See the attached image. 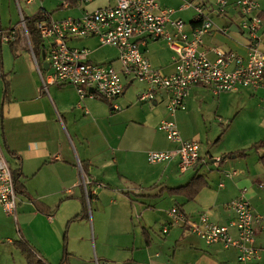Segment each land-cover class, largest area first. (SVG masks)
I'll return each mask as SVG.
<instances>
[{
  "label": "crops",
  "instance_id": "1",
  "mask_svg": "<svg viewBox=\"0 0 264 264\" xmlns=\"http://www.w3.org/2000/svg\"><path fill=\"white\" fill-rule=\"evenodd\" d=\"M65 1L58 3L61 10L56 13L54 9H40L43 18L61 19L67 15L60 18L55 15L70 11L80 16L86 10L111 3V0L89 3L68 0L69 6H65ZM207 1L215 7L217 0ZM164 2L160 0V6L173 8L172 17L184 20L190 31L195 11L182 8L184 0L174 6ZM234 2L228 0L226 15L212 12L216 26L229 29L227 33L214 29L204 36L201 49L212 60L216 58V47L240 54L247 52V35L241 29L242 16ZM259 3L263 16L259 35L264 48V0ZM187 10H192L189 20L183 15ZM10 28H0V144L14 172L22 174L26 188V195L19 193L17 236L47 264H239L236 248L208 244L188 226L170 225L168 211L179 206L197 220L201 212L209 210L214 222L229 225L235 216L226 205L244 193L253 212L264 215V167L259 160L264 148L250 149L247 156L220 161L224 155L264 138V113L258 125L255 122L244 128L245 134L240 138L244 145L215 149L207 158L201 155L198 164L185 173L179 171L177 159L147 164L149 151L170 150L175 146L160 136V123L168 116L165 92L158 93L152 102L142 103L133 89L135 81L127 82L125 93L114 101L93 98L80 101L76 88L70 84H50L48 91H43L31 69V60L23 62L22 39L19 43H15L16 38L3 39L2 35ZM79 40L72 39L70 44L79 47ZM160 42L163 41L149 40L143 47L152 65L168 74L174 71L172 57L162 61L152 49V44ZM90 50L93 61L94 50ZM117 58L116 49L104 60L118 66ZM247 97L263 105L264 85L220 93L207 86L193 85L186 109L177 114L180 113V119L185 116L191 121L205 117L211 123L218 120L220 125L227 121L224 128L227 132L235 123L243 124L250 117L248 113L234 112L237 102ZM79 162L91 181L90 204L84 186L79 183ZM233 171L238 174L226 175ZM194 176H203L208 183L194 200L167 192L166 188L183 186ZM114 185L116 188L112 189ZM33 199L46 204L51 213L39 211ZM85 204L87 213H83ZM12 221L0 203V264H17L16 255L19 262L23 258L21 264H29L16 240L9 237ZM256 226V244L264 246V231L259 224ZM165 227L167 233L163 232ZM231 231L236 236V230ZM14 245L22 256L12 250ZM259 255L250 264H264V249Z\"/></svg>",
  "mask_w": 264,
  "mask_h": 264
},
{
  "label": "built area",
  "instance_id": "2",
  "mask_svg": "<svg viewBox=\"0 0 264 264\" xmlns=\"http://www.w3.org/2000/svg\"><path fill=\"white\" fill-rule=\"evenodd\" d=\"M34 0H27L32 3ZM89 3L93 0H81ZM160 0H111V3L86 10L80 16L61 19L41 18L36 26L42 37V48L49 62V69L41 67L30 41L24 16L21 21L22 35L29 40V50L41 78L43 91L50 84L73 85L80 101L93 98L114 101L125 93L127 82L138 81L145 88L138 93L142 103L152 102L160 92L166 93L168 116L163 118L160 129L168 140L175 144L170 150H151V164L178 160L181 173L195 167L201 159V145L197 140L183 138L175 116L186 109V100L193 85L210 87L215 93L236 91L241 87L259 88L264 85V48L259 30L263 23L259 0H235L234 5L242 16L241 29L247 35V52L226 51L214 48L215 59H210L201 49L206 34L214 29L222 33L228 27H217L212 12L226 15L228 0H217L212 7L207 0H184L182 8L195 11L191 30L182 19H174L173 8L161 7ZM69 1L64 2L69 6ZM17 30L2 35L3 39L16 38ZM96 37L101 45L112 46L118 51V66L113 63H96L90 60L91 50L70 44L72 39ZM149 40L164 41L174 51V71L164 73L152 65L146 54ZM43 66V61H42ZM118 108L117 106H115ZM79 183L84 186L88 204L93 199L89 190L91 183L81 162ZM237 171L226 173L227 176ZM223 184H221L222 186ZM19 194L16 190L14 170L0 144V203L5 213L11 216L19 230ZM234 213L229 225L211 219L209 210L199 214L197 220L186 214L179 206L168 211L170 225L188 226L208 244L221 243L226 248L238 251L239 264H250L264 246H257V224L264 231V215L255 214L244 193L226 205ZM236 230V236L232 234ZM168 232V227L163 229Z\"/></svg>",
  "mask_w": 264,
  "mask_h": 264
},
{
  "label": "rangeland",
  "instance_id": "3",
  "mask_svg": "<svg viewBox=\"0 0 264 264\" xmlns=\"http://www.w3.org/2000/svg\"><path fill=\"white\" fill-rule=\"evenodd\" d=\"M61 0H34L32 4H29L27 0H0V28H8L11 27V29L15 28L17 30V34L22 38V45L23 48L21 50L23 51V62H27L31 60L33 71L36 74V77L39 80V84L41 86L40 77L38 74V70L36 68L34 59L32 57V54L29 50V40L27 39L26 35L23 33L22 35V29H21V21L23 15L26 17H31L34 14V11H38L42 8H45L47 10L54 9L55 13L61 10V8L58 9V3ZM167 6H174L178 3V5L182 2V0H165ZM186 13H183V15L187 16V20H189L188 14H192V10L185 11ZM61 13V15H55V18H60L62 16H74L73 11H70L69 13L65 14ZM17 35V36H18ZM16 36V37H17ZM3 42H6L3 40ZM43 43V41H42ZM79 47H89L94 50V57L92 55L93 61L95 62H102L107 63L110 60H104L107 55H112L115 52V48L108 45H101L97 39H80L77 43ZM153 51H156L158 55L160 56V59L162 61L169 60L174 55V51H171L168 44L166 42H160L156 44H152ZM0 57H2V52L0 48ZM37 58L39 59V62L42 63L43 58L42 55H38ZM135 85H133V89L139 93L141 90L144 89L145 84H142L138 81L134 82ZM48 94L47 92H45ZM2 104V102H1ZM2 107V106H1ZM0 107V109H1ZM112 106H109V110H111ZM263 107V108H262ZM1 111V110H0ZM234 112H244L248 113L250 115L249 118L245 119L242 123H235L231 126L230 130L225 132L227 126V121L224 122V124L219 123L218 120L212 121L209 120V118L205 117V119H194L191 121V119H187L185 116L181 117L179 116L180 113L176 115V123L178 125V128L183 135V137L186 138H193L194 140H197L201 144V155L205 158L209 156L210 151L213 153L215 149H222L226 147L228 149L229 147H237V145H244V142L240 143V138H242L245 133L243 131L246 129L247 125L254 124L257 122V125L259 123V118L262 119V112L264 113V104L261 105L256 99H250L249 97L243 99L242 101L237 102L236 108ZM167 114V111L165 112ZM183 113V112H182ZM220 128V129H219ZM245 128V129H244ZM223 134V136H222ZM161 139L163 141L169 142L165 132L162 130L160 132ZM192 136V137H190ZM221 139V140H220ZM243 141L244 138H243ZM224 155V154H223ZM147 159V157H146ZM210 160V159H209ZM208 160V161H209ZM147 164H150L148 160L146 161ZM158 165H156V168ZM189 175V172L187 173ZM186 175V176H187ZM91 188V186H89ZM112 189L116 188V186H112ZM94 207V203L92 204ZM13 222V221H12ZM11 239L19 240L20 237L16 234V228L15 223L13 222V227L10 232ZM8 248V247H6ZM12 250L15 252H18V254L21 255L19 249L14 245L12 247ZM15 252V254H16ZM22 256V255H21ZM22 258V257H21ZM16 261L17 264H21L22 261H18V257L16 255ZM23 264V263H22Z\"/></svg>",
  "mask_w": 264,
  "mask_h": 264
},
{
  "label": "trees",
  "instance_id": "4",
  "mask_svg": "<svg viewBox=\"0 0 264 264\" xmlns=\"http://www.w3.org/2000/svg\"><path fill=\"white\" fill-rule=\"evenodd\" d=\"M43 17H44V15H43V13H41V10L38 11L35 15H33L31 17L24 16L26 26H27V29L29 31L30 41H31V44L33 46V49H34L36 56H38V55L41 56L43 53L42 37H41L39 30L36 26L37 21H39ZM5 32L7 34H9L10 29L6 30ZM21 39L22 38L18 35V37H16L15 43L21 42ZM40 65L43 68L41 62H40ZM7 85L8 84L5 81V89H6L5 96L8 93ZM261 148H264V138H262L261 140H259L257 142H253L248 148L236 150V151L231 152L227 155H224L223 157L220 158V161H223L226 157L247 156L248 151L250 149H261ZM259 160L264 167V154H262L259 157ZM83 168H84V166H83ZM14 175H15L16 190H17L18 194L21 193L23 195H26V188H25L23 182L21 181V175L22 174L17 170L16 172H14ZM207 184L208 183L203 176H194L193 178L190 179V181L187 184H185L183 186L176 187V188H166V189L170 195H181V196L186 197L190 201V200H194L197 197V195L201 192V190L207 186ZM32 201L34 202L36 208L39 211H42L45 213H51V210L49 209V207L46 206V204H44L43 202H41L37 199H33ZM87 208L88 207L85 204L83 213L84 212L87 213ZM16 244L18 246H20L21 249L23 250V252L25 253L29 264H47L44 260H42L40 257H38V254L32 248L27 246L26 241L23 240V238L20 237V239L16 241ZM64 257H66V254L64 255Z\"/></svg>",
  "mask_w": 264,
  "mask_h": 264
},
{
  "label": "water",
  "instance_id": "5",
  "mask_svg": "<svg viewBox=\"0 0 264 264\" xmlns=\"http://www.w3.org/2000/svg\"><path fill=\"white\" fill-rule=\"evenodd\" d=\"M42 58H43V68L46 71V70L49 69V62L45 59L46 58V55H45V52L44 51L42 53Z\"/></svg>",
  "mask_w": 264,
  "mask_h": 264
}]
</instances>
